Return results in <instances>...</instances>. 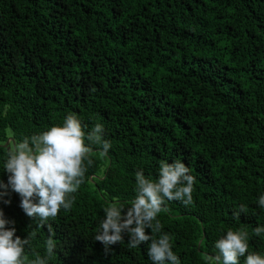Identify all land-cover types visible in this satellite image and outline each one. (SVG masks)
<instances>
[{
  "label": "trees",
  "instance_id": "obj_1",
  "mask_svg": "<svg viewBox=\"0 0 264 264\" xmlns=\"http://www.w3.org/2000/svg\"><path fill=\"white\" fill-rule=\"evenodd\" d=\"M70 113L86 134L101 124L111 147L91 145L72 208L43 227L11 189L0 200L17 236L36 231L30 259L50 225L49 264H152L127 232L107 252L94 236L109 203L135 199L137 171L156 179L177 160L195 177L192 202L165 200L157 219L180 264H207L229 229L264 255L253 232L264 226V0H0V180L16 142Z\"/></svg>",
  "mask_w": 264,
  "mask_h": 264
},
{
  "label": "clouds",
  "instance_id": "obj_2",
  "mask_svg": "<svg viewBox=\"0 0 264 264\" xmlns=\"http://www.w3.org/2000/svg\"><path fill=\"white\" fill-rule=\"evenodd\" d=\"M103 126L96 124L91 132L85 133L81 121L75 114H69L62 126L25 137L16 142L7 152L4 171L8 174L5 184L0 180V200L8 195V189L20 197V207L24 213L43 227L50 218H55L61 208H72L75 197L84 182L87 166L93 161L91 145L102 146L101 156H106L111 147L102 140ZM86 140L88 143L86 144ZM87 162V163H85ZM189 168L177 160L171 164L161 161L156 179L146 177L143 170L135 173L136 197L129 207L113 201L104 208L105 218L94 236L101 242L105 251L111 245L123 242V233L129 236L128 246L137 248L147 244V255L152 264H180L179 257L172 251L171 237L162 232V225L157 216L167 211L165 200L182 201L185 205L192 202L195 177L189 174ZM10 201H5L9 203ZM258 204L264 208V195L258 198ZM127 209L126 215L122 212ZM244 205L240 206V212ZM234 215L239 217L240 213ZM14 221L5 219L0 210V264H49L53 259L57 243L53 238L51 226L49 237L44 243V252H32L29 258L26 248L30 250V241L36 236L33 229L27 238L16 235ZM151 230V235L146 234ZM256 236L264 234V226L253 229ZM159 234V235H158ZM249 233L243 229H229L226 235L215 242V255L205 254L207 264H264V255L249 252ZM150 241V243H148Z\"/></svg>",
  "mask_w": 264,
  "mask_h": 264
},
{
  "label": "water",
  "instance_id": "obj_3",
  "mask_svg": "<svg viewBox=\"0 0 264 264\" xmlns=\"http://www.w3.org/2000/svg\"><path fill=\"white\" fill-rule=\"evenodd\" d=\"M12 142L15 143V140H14V139H11V140L7 143V145H6L5 147L8 148V147L11 145Z\"/></svg>",
  "mask_w": 264,
  "mask_h": 264
}]
</instances>
